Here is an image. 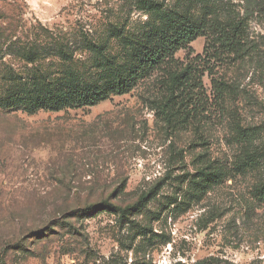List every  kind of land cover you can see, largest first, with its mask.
Instances as JSON below:
<instances>
[{"label": "rangeland", "instance_id": "rangeland-1", "mask_svg": "<svg viewBox=\"0 0 264 264\" xmlns=\"http://www.w3.org/2000/svg\"><path fill=\"white\" fill-rule=\"evenodd\" d=\"M174 14L208 26L125 94L0 110V264H264V0H0V98L125 78Z\"/></svg>", "mask_w": 264, "mask_h": 264}, {"label": "trees", "instance_id": "trees-1", "mask_svg": "<svg viewBox=\"0 0 264 264\" xmlns=\"http://www.w3.org/2000/svg\"><path fill=\"white\" fill-rule=\"evenodd\" d=\"M187 14V13H186ZM186 14H174L175 20L162 32H154L145 37H130L129 41L135 45L137 50V63L131 68L125 78L118 71L112 80H107L102 85H64L61 82H47V75L41 78L31 77L34 81L32 89L25 92L27 97L22 98L23 92L18 91L16 95L0 98V110L13 109L21 101L25 102V112L34 114L40 110L59 112L66 108L81 109L92 107L108 98L111 93L125 94L139 80L148 76L155 68L172 59L173 55L183 47L195 41L207 28L206 21H194ZM215 29L218 45L225 50L238 51L244 38L243 23L236 22L233 25L209 26ZM90 45V43H88ZM123 78V79H122ZM191 78L190 68L175 71L170 74L169 98H174V92L179 87H186ZM23 79V78H22ZM37 79V80H36ZM39 80V82H38ZM243 165L252 166L253 160L245 157ZM211 178H217L211 174ZM145 196H142L143 200Z\"/></svg>", "mask_w": 264, "mask_h": 264}]
</instances>
